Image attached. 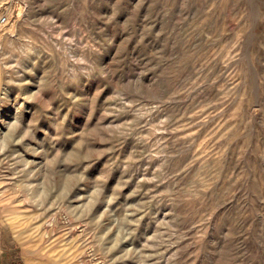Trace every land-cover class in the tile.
I'll return each instance as SVG.
<instances>
[{
	"label": "rangeland",
	"instance_id": "374dc122",
	"mask_svg": "<svg viewBox=\"0 0 264 264\" xmlns=\"http://www.w3.org/2000/svg\"><path fill=\"white\" fill-rule=\"evenodd\" d=\"M31 263L264 264V0H0V264Z\"/></svg>",
	"mask_w": 264,
	"mask_h": 264
},
{
	"label": "built area",
	"instance_id": "2783aa9c",
	"mask_svg": "<svg viewBox=\"0 0 264 264\" xmlns=\"http://www.w3.org/2000/svg\"><path fill=\"white\" fill-rule=\"evenodd\" d=\"M6 20H7V19H6L5 17L2 18V22H6Z\"/></svg>",
	"mask_w": 264,
	"mask_h": 264
},
{
	"label": "bare ground",
	"instance_id": "6f19581e",
	"mask_svg": "<svg viewBox=\"0 0 264 264\" xmlns=\"http://www.w3.org/2000/svg\"><path fill=\"white\" fill-rule=\"evenodd\" d=\"M11 227H13V226H11ZM11 227H10V228H11ZM32 252H34V251H32ZM32 252H31V253H32ZM24 254H25V253H24ZM24 256H26V255H24ZM34 258H35V257H34ZM26 259H27V258H26ZM31 264H32V263H31ZM34 264H35V263H34Z\"/></svg>",
	"mask_w": 264,
	"mask_h": 264
}]
</instances>
